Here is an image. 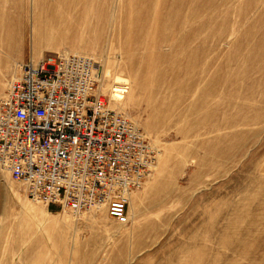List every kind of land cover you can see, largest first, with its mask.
Wrapping results in <instances>:
<instances>
[{
	"label": "rangeland",
	"instance_id": "obj_1",
	"mask_svg": "<svg viewBox=\"0 0 264 264\" xmlns=\"http://www.w3.org/2000/svg\"><path fill=\"white\" fill-rule=\"evenodd\" d=\"M0 100L22 63L99 67L156 164L120 224L0 168V264H264V0H0Z\"/></svg>",
	"mask_w": 264,
	"mask_h": 264
},
{
	"label": "built area",
	"instance_id": "obj_2",
	"mask_svg": "<svg viewBox=\"0 0 264 264\" xmlns=\"http://www.w3.org/2000/svg\"><path fill=\"white\" fill-rule=\"evenodd\" d=\"M99 80L97 62L84 55L63 51L22 63L0 100V168L32 201L74 215L104 206L127 224L130 196L156 151L109 105Z\"/></svg>",
	"mask_w": 264,
	"mask_h": 264
},
{
	"label": "bare ground",
	"instance_id": "obj_3",
	"mask_svg": "<svg viewBox=\"0 0 264 264\" xmlns=\"http://www.w3.org/2000/svg\"><path fill=\"white\" fill-rule=\"evenodd\" d=\"M4 17H3V15L2 14H0V21L3 19Z\"/></svg>",
	"mask_w": 264,
	"mask_h": 264
}]
</instances>
